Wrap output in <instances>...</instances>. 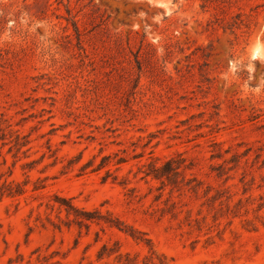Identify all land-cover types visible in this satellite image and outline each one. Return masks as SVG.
Here are the masks:
<instances>
[{"label":"rangeland","instance_id":"obj_1","mask_svg":"<svg viewBox=\"0 0 264 264\" xmlns=\"http://www.w3.org/2000/svg\"><path fill=\"white\" fill-rule=\"evenodd\" d=\"M0 113L31 139L16 162L1 148L30 183L0 201V264H144L118 228H55L54 193L170 264H264V0H0Z\"/></svg>","mask_w":264,"mask_h":264},{"label":"trees","instance_id":"obj_2","mask_svg":"<svg viewBox=\"0 0 264 264\" xmlns=\"http://www.w3.org/2000/svg\"><path fill=\"white\" fill-rule=\"evenodd\" d=\"M0 142L2 146H0V156L3 157L4 163H6L7 159L5 155L2 154L1 148L4 146H9L8 153L13 152V157L15 158V162L21 159L22 157L28 156V151L30 147L28 145L31 142L30 134H23L20 132L19 129H13L12 124L9 122L7 118L4 117L3 113H0ZM23 155V156H22ZM220 155V154H219ZM40 162V159H33L28 161L22 165L23 168H29L30 170L36 167V165ZM178 166L171 167L172 174H180L179 168L181 164H177ZM173 166V165H172ZM222 166V165H221ZM188 167V166H187ZM185 167L184 169H186ZM153 174L154 178L161 179L166 177L167 180L170 179V175L168 172H163L161 166L156 165L155 163L150 164L148 174ZM224 173V172H223ZM12 174V171L9 173L8 176H5V173H0V201L6 198H13L19 200L20 198L26 196L28 192V184L30 183V178L27 177L25 180H16L10 179L9 176ZM182 174V173H181ZM223 175V174H219ZM46 179L45 178H38L33 183V191H42L46 186ZM195 179H191L188 181L186 185H189ZM164 183V180H162ZM200 182L192 185L190 189L197 191L199 188ZM47 207L52 209L57 208L58 212L61 213L65 211V218H62L58 215V221H51V224L55 228H61L62 225H77L80 229L86 228L87 231L90 230L92 224L100 225L102 230L106 227L109 228H118L126 233H129L134 239L140 240L144 242L147 247L149 248V253L144 256L143 263L144 264H170L167 256L163 253H158L157 250L153 247L150 243L151 240L148 238H144L143 236H137L135 228L132 226H128L124 224V222L113 215L112 212L107 211L103 212L100 208L95 209H86L83 207H79L75 205L72 200L64 195L59 193H54L52 195L46 196ZM223 204V202H222ZM260 208L264 207V203L260 204ZM120 248H114L108 245V243H104L100 251L98 252L97 259L101 260L105 257H109L114 253H117ZM57 255L56 251H53L50 254L39 255L38 261L40 264H63L59 259L54 260V257ZM120 257L123 256L122 253L118 254ZM126 262L124 264H138L139 263V254L131 256L130 253H125Z\"/></svg>","mask_w":264,"mask_h":264}]
</instances>
